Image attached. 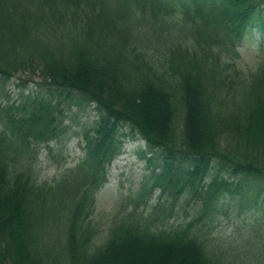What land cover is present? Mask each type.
Returning <instances> with one entry per match:
<instances>
[{
	"label": "trees",
	"instance_id": "trees-1",
	"mask_svg": "<svg viewBox=\"0 0 264 264\" xmlns=\"http://www.w3.org/2000/svg\"><path fill=\"white\" fill-rule=\"evenodd\" d=\"M135 21L164 30L159 48ZM256 32L264 38V0H0V96L19 73H39L47 91L0 105V264H227L191 222L167 230L136 203L96 242L92 215L128 135L153 151L149 164L161 157L154 184H174L175 197L205 190L203 214L219 194L242 193L217 175L205 182L217 160L254 178L252 202H264V52L253 71L239 63ZM89 105L84 158L39 182L36 146L65 133L66 110Z\"/></svg>",
	"mask_w": 264,
	"mask_h": 264
},
{
	"label": "rangeland",
	"instance_id": "rangeland-1",
	"mask_svg": "<svg viewBox=\"0 0 264 264\" xmlns=\"http://www.w3.org/2000/svg\"><path fill=\"white\" fill-rule=\"evenodd\" d=\"M135 23L145 24L141 36L142 43L159 48L161 45L159 37L164 36V30L152 29L149 22L135 21ZM254 35L252 42L244 41L245 43L239 46L240 68L245 72L252 71L256 67L264 52V46L260 48L257 44L260 41L264 44V38L261 39L258 32ZM38 90L47 92L46 85L41 83L38 74H34L32 80L28 82L18 76L12 77L6 86L7 94L0 96V105L21 103L22 95L35 93ZM227 108H230V104ZM65 114V133L59 139L37 145L34 150L38 180H51L57 177L63 170L74 167L85 156L81 130L96 119V111L93 105H89L85 109L66 110ZM122 131L129 133V129L125 127ZM122 139L124 141L122 153L113 160L108 181L95 195L92 217L99 226L96 242L102 239L110 224L117 221L124 212L133 210L138 203L137 213L148 215L150 212H155L158 214L155 223L161 220L158 223L167 230L177 226L183 227L191 222V230L205 245L213 248L214 251L223 252V259L227 264H264V202L261 204L252 202V190L257 185L254 178H247L243 174H231L219 160L215 161L205 182L209 183L217 175L218 179H225L231 189L240 184L244 197L251 203L240 202L238 198L236 202L238 210L246 207V211L236 213L237 210L233 212L231 209L227 216L203 214L205 191L203 188L198 186V195L185 188L187 191L184 190L175 197L174 184L165 188L160 185L153 187L154 179L151 175L161 173L163 163L161 157L156 159V166H147L146 158L139 154L146 149L145 142L136 135ZM149 155L152 154H147ZM188 163V161L180 162V166L190 169L191 164ZM172 172H177V169H172ZM77 174L78 172L71 171L70 177L74 178ZM74 184L75 182L70 179L69 189L73 188ZM230 204H235V200ZM225 249L228 250L224 252Z\"/></svg>",
	"mask_w": 264,
	"mask_h": 264
}]
</instances>
